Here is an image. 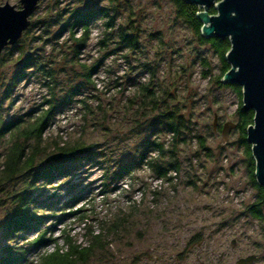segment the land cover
<instances>
[{"label": "rangeland", "instance_id": "obj_1", "mask_svg": "<svg viewBox=\"0 0 264 264\" xmlns=\"http://www.w3.org/2000/svg\"><path fill=\"white\" fill-rule=\"evenodd\" d=\"M6 2L19 8V0L0 5ZM86 8L109 16L97 11L75 52L73 39L83 29L63 23ZM28 20L18 46L0 54V126L21 119L18 128L28 127L51 105L55 114L37 142L18 128L0 138V257L7 244L26 248L52 226L47 241L28 250L29 264L66 253L71 243L91 245L75 264H237L250 255L247 264H264V208L259 219L248 210L256 190L245 148L236 127L225 137L221 131L238 120L241 97L217 85L218 57L177 18L173 1L42 0ZM120 31L135 33L138 47L120 42ZM25 55L32 65L22 69ZM19 69L24 76L2 98ZM164 110L185 123L174 140L161 121ZM14 142L35 158L9 179L5 161ZM71 145L87 150L72 154L67 173L33 180L40 163H55L57 148ZM172 160L178 170L160 178L153 163L169 168ZM24 186L45 201L38 210L47 218L10 238L3 221L12 194Z\"/></svg>", "mask_w": 264, "mask_h": 264}, {"label": "trees", "instance_id": "obj_2", "mask_svg": "<svg viewBox=\"0 0 264 264\" xmlns=\"http://www.w3.org/2000/svg\"><path fill=\"white\" fill-rule=\"evenodd\" d=\"M172 1L175 7V13L177 18H179L190 29V31L193 33L199 43L208 44L213 53L218 57V60L220 62V71L215 78V82L218 86H227L228 84L223 83L221 81V78L223 77L224 73L230 68V65L228 64L225 58V55L230 48L229 39L204 37L200 32L201 22L197 17V12L200 10L198 5L190 3L186 0ZM103 10V8L98 10L91 8L75 9L64 20L63 27H69L71 29L76 25L81 26L83 29L82 36L73 39L75 52L76 49H79L81 46H84L89 38L87 33L90 19L98 15V12H101L103 16H109L107 12H102ZM208 12L209 14L216 13L214 7H210ZM71 18H74L73 21L71 20ZM110 18H112V16H110ZM110 22H112V20ZM118 38L120 39V42H123L128 47H131L133 49L138 47L139 41L137 40L135 33L133 34L126 31H120L118 33ZM16 46L18 45L14 44L12 45V48ZM203 64L205 66L208 65L206 59H203ZM31 65L32 63L29 60V56L25 55L23 57V61L21 63L20 68L24 69L27 66ZM22 69L17 70L12 75L11 82L7 84L2 98H8L7 94L11 90V87L18 83L24 76ZM92 70L93 68L86 69L84 76L87 79L90 77L89 74ZM230 86L235 89L241 97L240 87L234 85ZM143 89L145 90V92L150 91L149 87L147 86L143 87ZM54 114L55 111L53 110V105H51L48 109L43 111V113L38 116L31 125H29L28 127H22L21 129L18 128L21 119L2 122L0 126V138L3 137L7 132L18 128L17 130H20V133H23L24 137L28 138L30 136H33L34 138H36L37 142L41 138L43 128L48 124L49 120L53 118ZM237 115L238 120L235 123V127L240 134L239 141L245 148V155L249 166L250 181L256 190V199L252 204L248 206V210L252 217L259 219L262 216V208H264V188L258 185L255 181L254 159L251 152V145L246 141V128L253 122L254 112L252 110L243 111L241 109V106H238ZM161 117L163 125L167 128L168 132L172 134V138L174 140L175 137L182 132V128L185 127V123L182 117L178 114H175V111L172 110H164ZM200 142L203 146V139H201ZM152 145H154L155 150H157L158 152H164V148L161 143L154 142L152 143ZM78 146L79 145H71L70 147L65 146L57 148L56 153L52 157L53 160H55V163H48V165H43L47 161L40 163L41 167L35 170L33 173V180L37 179L38 181L44 179L46 181H49L52 180L58 173H67L69 162L73 160L70 158L72 157V154H74V152L78 150H87V147H82L81 149ZM174 147L172 146V148L168 151L172 154V157L174 156L173 154H175ZM33 154V151L30 155L29 153H23V145H21L19 142H14L10 148V153L7 155L5 161L7 168V178H12L13 175L22 167H26L27 169L31 168L34 164L33 162L35 158L33 157ZM20 163L22 164L21 166ZM130 164L131 163H129V165ZM166 164L169 166V168H166L160 163H153V167L157 171L160 178H165L168 170H178V166L175 165V160H172L171 162H168ZM28 187L29 186H24L23 188L12 194V207L9 208L7 216L3 221L4 234L6 236H9L10 238H13V236H20L21 233H29L31 229L33 230L35 228H39L44 222V220L47 218V215L39 213L38 210V208H40L39 205H43L45 201H39L37 198L31 197L30 190ZM69 214L72 213L62 215ZM51 227L52 226L46 227L45 230L41 231L38 236L35 237V239L27 243L28 246H26V248H23V246L21 245L12 246L7 244L3 248L4 255L0 257V264H29L27 257L29 253L28 250H35L37 249V247H39V245H42L45 241H47L44 236L46 230L51 229ZM94 238L95 240H97L96 238H98V236H95ZM55 240L56 239L54 238L48 239L49 242H55ZM90 246L91 245L80 248L71 243L70 249L66 253H59L56 250L48 255H45L44 260L39 264H75L76 260L84 261L90 250Z\"/></svg>", "mask_w": 264, "mask_h": 264}, {"label": "water", "instance_id": "obj_3", "mask_svg": "<svg viewBox=\"0 0 264 264\" xmlns=\"http://www.w3.org/2000/svg\"><path fill=\"white\" fill-rule=\"evenodd\" d=\"M42 0H19V8L8 2L0 5V54L16 43L29 24L28 17ZM198 5L197 17L204 37L228 38L230 48L225 58L230 68L221 81L241 89V109L254 112L246 128V141L251 145L254 178L264 188V0H186ZM210 7L216 13L209 14ZM215 127V124H214ZM234 123L222 128L225 137ZM254 255L240 258L247 264Z\"/></svg>", "mask_w": 264, "mask_h": 264}, {"label": "bare ground", "instance_id": "obj_4", "mask_svg": "<svg viewBox=\"0 0 264 264\" xmlns=\"http://www.w3.org/2000/svg\"><path fill=\"white\" fill-rule=\"evenodd\" d=\"M40 2V1H39Z\"/></svg>", "mask_w": 264, "mask_h": 264}]
</instances>
